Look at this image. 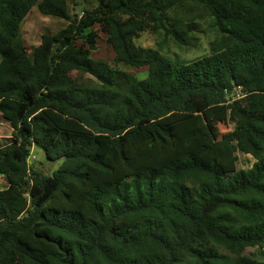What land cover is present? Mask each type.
<instances>
[{
  "label": "trees",
  "instance_id": "obj_1",
  "mask_svg": "<svg viewBox=\"0 0 264 264\" xmlns=\"http://www.w3.org/2000/svg\"><path fill=\"white\" fill-rule=\"evenodd\" d=\"M68 1L0 0V264H264L240 255L264 250V0H99L28 52V13L69 20ZM202 22L216 38L188 63L133 42L194 49ZM94 25L143 80L114 89ZM225 104L234 128L215 146L202 115ZM33 146L61 161L51 176Z\"/></svg>",
  "mask_w": 264,
  "mask_h": 264
},
{
  "label": "rangeland",
  "instance_id": "obj_2",
  "mask_svg": "<svg viewBox=\"0 0 264 264\" xmlns=\"http://www.w3.org/2000/svg\"><path fill=\"white\" fill-rule=\"evenodd\" d=\"M99 0H69L67 3L69 20L49 17L42 15L36 7L28 13L21 26V37L24 40L28 52H31L40 44L42 35H54L58 31L67 28L69 22L78 21L85 11L91 10L98 4ZM202 33L197 35L198 41L194 49H183L175 46L169 39L164 38L162 33L152 34L150 32L141 33L134 44L142 48L158 49L162 54L170 59L188 63L210 54L209 44L216 38V33L212 31L207 22H202ZM96 34V50L91 53V58L94 60H101L109 64L115 71L116 85L115 90L125 91L127 87L137 81L143 80L147 74V68L132 69L122 64L115 62L114 53L107 42V36L101 31L98 25L92 28ZM80 44V43H78ZM70 77L80 85H91L94 87H103L93 77L82 72L81 70H74L69 73ZM202 119L206 124L208 130L212 134L215 146L222 143V136L230 133L234 128L228 116L227 105L211 108L202 115ZM11 127L5 122L0 115V145H6L11 141ZM35 157L34 163L36 169H40L43 175H49L56 171L61 164V161L49 162L47 161L43 151L38 147L33 146L30 149ZM237 170L248 169L253 164V159L248 155L237 153ZM41 165V166H40ZM5 187L4 180L0 179V189ZM224 253L227 251L221 250ZM264 258V250L257 251L246 248L240 255L252 256L259 259L258 255ZM260 260V259H259Z\"/></svg>",
  "mask_w": 264,
  "mask_h": 264
},
{
  "label": "built area",
  "instance_id": "obj_3",
  "mask_svg": "<svg viewBox=\"0 0 264 264\" xmlns=\"http://www.w3.org/2000/svg\"><path fill=\"white\" fill-rule=\"evenodd\" d=\"M35 161V157L33 156L32 152H30L28 159H27V163L30 166L32 163H34Z\"/></svg>",
  "mask_w": 264,
  "mask_h": 264
}]
</instances>
